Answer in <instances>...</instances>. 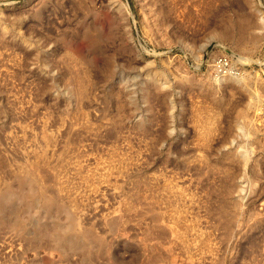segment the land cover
Returning a JSON list of instances; mask_svg holds the SVG:
<instances>
[{
  "label": "rangeland",
  "instance_id": "obj_1",
  "mask_svg": "<svg viewBox=\"0 0 264 264\" xmlns=\"http://www.w3.org/2000/svg\"><path fill=\"white\" fill-rule=\"evenodd\" d=\"M0 264H264V0H0Z\"/></svg>",
  "mask_w": 264,
  "mask_h": 264
},
{
  "label": "bare ground",
  "instance_id": "obj_2",
  "mask_svg": "<svg viewBox=\"0 0 264 264\" xmlns=\"http://www.w3.org/2000/svg\"><path fill=\"white\" fill-rule=\"evenodd\" d=\"M245 31V30H244ZM243 32V30H242ZM228 76V77H227ZM227 76H224V77H220V78H217L216 80L218 82H222L224 80H226L227 78H230V79H233L235 80L236 82L238 83H241V78L237 77V75H235L234 73H231ZM243 79V78H242ZM242 85H245V84H242ZM19 182L21 185H23L25 183V179L22 177L19 179ZM41 195H42V199H43V203L44 205L48 208V209H52L54 208V205H55V201L49 196L46 194L45 192V189L42 188L41 190ZM75 225V224H74ZM76 228V227H75Z\"/></svg>",
  "mask_w": 264,
  "mask_h": 264
},
{
  "label": "built area",
  "instance_id": "obj_3",
  "mask_svg": "<svg viewBox=\"0 0 264 264\" xmlns=\"http://www.w3.org/2000/svg\"><path fill=\"white\" fill-rule=\"evenodd\" d=\"M215 68H216L217 73L220 74V76H224L228 74V72L230 71L231 65L228 59L219 58L217 59L215 63Z\"/></svg>",
  "mask_w": 264,
  "mask_h": 264
}]
</instances>
